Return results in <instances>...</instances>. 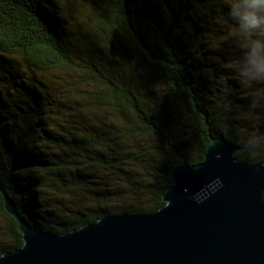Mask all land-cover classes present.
Segmentation results:
<instances>
[{"label": "trees", "instance_id": "16d2710c", "mask_svg": "<svg viewBox=\"0 0 264 264\" xmlns=\"http://www.w3.org/2000/svg\"><path fill=\"white\" fill-rule=\"evenodd\" d=\"M167 1L146 35L136 0H0V180L34 229L157 212L216 138L264 163V139L245 146L264 132V107L249 109L264 89L235 77L227 0ZM23 245L0 192V257Z\"/></svg>", "mask_w": 264, "mask_h": 264}, {"label": "water", "instance_id": "95a60500", "mask_svg": "<svg viewBox=\"0 0 264 264\" xmlns=\"http://www.w3.org/2000/svg\"><path fill=\"white\" fill-rule=\"evenodd\" d=\"M240 149L213 139L203 162L173 171L162 209L67 234L31 227L0 180L24 240L0 264H264V163H239Z\"/></svg>", "mask_w": 264, "mask_h": 264}, {"label": "clouds", "instance_id": "9594fccd", "mask_svg": "<svg viewBox=\"0 0 264 264\" xmlns=\"http://www.w3.org/2000/svg\"><path fill=\"white\" fill-rule=\"evenodd\" d=\"M227 16L236 30L235 44L240 51L233 66L236 79L248 88L264 89V0H227ZM262 107L264 93L257 92L250 98L249 109L256 112ZM262 139L264 132L254 129L245 146L255 148Z\"/></svg>", "mask_w": 264, "mask_h": 264}, {"label": "rangeland", "instance_id": "374dc122", "mask_svg": "<svg viewBox=\"0 0 264 264\" xmlns=\"http://www.w3.org/2000/svg\"><path fill=\"white\" fill-rule=\"evenodd\" d=\"M137 1V15L138 22L141 27V30L146 35H152L156 28L157 21L165 24L166 20L171 14V7L167 0H136ZM140 1H144L142 4ZM77 9H80L84 12V7L81 5L76 6ZM82 12V13H83ZM221 24L225 26L224 20ZM67 72L59 71L53 75V77H58L63 79H69Z\"/></svg>", "mask_w": 264, "mask_h": 264}]
</instances>
